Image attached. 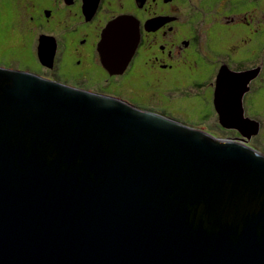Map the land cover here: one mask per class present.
Wrapping results in <instances>:
<instances>
[{
  "label": "water",
  "instance_id": "1",
  "mask_svg": "<svg viewBox=\"0 0 264 264\" xmlns=\"http://www.w3.org/2000/svg\"><path fill=\"white\" fill-rule=\"evenodd\" d=\"M140 40L135 18L111 23L105 68ZM248 75L220 73L216 108L250 140ZM0 264H264V155L0 66Z\"/></svg>",
  "mask_w": 264,
  "mask_h": 264
},
{
  "label": "flooded vegetation",
  "instance_id": "2",
  "mask_svg": "<svg viewBox=\"0 0 264 264\" xmlns=\"http://www.w3.org/2000/svg\"><path fill=\"white\" fill-rule=\"evenodd\" d=\"M0 3L11 25L14 19V32L24 37L22 47L38 64V71L22 72L174 119L141 107L150 95H165L179 115L215 117L220 123L217 82L228 70L249 74L241 88L246 118L258 121L264 115V0ZM121 17L139 22L141 40L126 71L114 75L105 68L100 47L108 26ZM220 127L248 146L256 136L248 140L235 129Z\"/></svg>",
  "mask_w": 264,
  "mask_h": 264
},
{
  "label": "rangeland",
  "instance_id": "3",
  "mask_svg": "<svg viewBox=\"0 0 264 264\" xmlns=\"http://www.w3.org/2000/svg\"><path fill=\"white\" fill-rule=\"evenodd\" d=\"M9 16L6 14L5 7L0 3V66L7 69H15L17 71H38V64L35 62V57L31 56L27 50L22 47L25 39L24 37H21L19 31L14 32V19L11 25L8 21ZM17 37L21 38V43L17 40ZM167 98L165 95H150V99L144 104L141 103V107L143 109L166 113L168 116H171L181 123H184L192 128L196 127L203 129L214 137L222 140L234 139L236 136L234 132L222 129L220 127L219 121L215 117L204 120L200 117L201 115L197 114L186 116L179 115L180 110L176 109L173 105H168ZM206 110L208 111L210 109L206 108ZM256 122L259 123L260 132L251 140L252 143L250 146L264 155V115L259 117L258 121ZM241 138L246 139L242 135Z\"/></svg>",
  "mask_w": 264,
  "mask_h": 264
}]
</instances>
